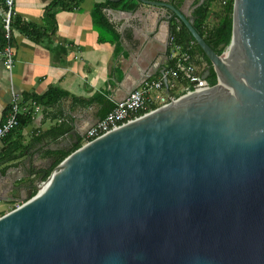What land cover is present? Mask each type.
<instances>
[{"label":"water","instance_id":"obj_1","mask_svg":"<svg viewBox=\"0 0 264 264\" xmlns=\"http://www.w3.org/2000/svg\"><path fill=\"white\" fill-rule=\"evenodd\" d=\"M140 1L173 12L217 83L36 164L0 215V264H264V0H234L221 54L193 14Z\"/></svg>","mask_w":264,"mask_h":264},{"label":"crops","instance_id":"obj_2","mask_svg":"<svg viewBox=\"0 0 264 264\" xmlns=\"http://www.w3.org/2000/svg\"><path fill=\"white\" fill-rule=\"evenodd\" d=\"M170 1L195 16L199 0ZM52 3H56L55 24L49 33L38 40L15 26L12 69L7 70L0 59V123L8 114L11 86L21 94V112H33L26 126L14 129L2 141L0 214L27 197L15 185L29 180L36 164L49 173L84 143L87 130L116 102L145 79L165 80L169 37L181 24L171 10L140 0H16L15 11L19 19L45 27ZM198 64L203 70L207 67L201 53ZM50 89L60 93L51 103L24 99L25 95H45ZM173 92L181 94V87ZM17 154L21 157L15 160ZM20 160L25 161L13 164Z\"/></svg>","mask_w":264,"mask_h":264},{"label":"built area","instance_id":"obj_3","mask_svg":"<svg viewBox=\"0 0 264 264\" xmlns=\"http://www.w3.org/2000/svg\"><path fill=\"white\" fill-rule=\"evenodd\" d=\"M0 2L4 32L8 40L5 47L0 48V59L3 60L6 69L11 70L14 64V49L10 40L17 19L15 11L16 0H0ZM180 29L181 24H177L175 32ZM175 32L169 37L170 65L164 72L166 82L162 78L145 79L126 98L116 102L98 122L87 130L84 136V143L122 124L137 119L149 111L186 93L188 90L199 87L209 88L213 85L208 81V78L203 77L204 70L199 67V52L196 42L194 40L181 42L177 39ZM176 87H181V94L177 95L173 92ZM10 95V110L5 120L0 123V149L3 139L18 126V117L22 110L20 92L11 86Z\"/></svg>","mask_w":264,"mask_h":264},{"label":"trees","instance_id":"obj_4","mask_svg":"<svg viewBox=\"0 0 264 264\" xmlns=\"http://www.w3.org/2000/svg\"><path fill=\"white\" fill-rule=\"evenodd\" d=\"M213 1H216V0H207L204 3L200 4L195 9L194 12H195L196 20H195L194 25L196 29L205 37L206 41L213 47V49L218 54H221L225 49H228L231 39H232L234 0H223L225 2L222 1L223 5L217 12L215 10L213 11V8H212ZM55 4L52 3L48 7V11H46V14H45L46 26L45 27H41L37 24H31V23L25 22L24 20L19 19V17H17L14 27L15 26L19 27L30 37H33L38 40H42L49 33V30H51L52 28L51 26L55 24L54 13L52 12V10L54 9V6H56ZM213 13L215 14L217 13L218 21L214 23L211 27H208L206 22L208 18L210 17V15ZM175 33L177 35V39L181 42H186L189 40L195 41V39L191 36L189 30L183 23H181V29ZM7 42L8 40L5 36L4 26L2 22V24L0 25V48H4ZM10 43L12 44L11 40H10ZM196 45H197L198 52L201 53L204 56V58L207 60V67H210L211 69L212 75L208 78V81L211 84L217 83V76L213 69L211 61L204 54L203 50L200 48L197 42H196ZM52 89H50L47 92V94L42 95V96H39L37 94L25 95L24 99L27 101L28 99H32L37 104L51 103L60 96L59 92H53ZM9 110H10V103L7 108V113L9 112ZM32 113H33L32 110L21 112L18 117L19 124L14 129H21L24 126H26L33 117ZM67 155L68 154H66V156ZM62 159H60L58 163Z\"/></svg>","mask_w":264,"mask_h":264},{"label":"rangeland","instance_id":"obj_5","mask_svg":"<svg viewBox=\"0 0 264 264\" xmlns=\"http://www.w3.org/2000/svg\"><path fill=\"white\" fill-rule=\"evenodd\" d=\"M223 0H217L216 2H215V5H214V7H215V11L217 12L221 7H222V5H223V2H222ZM218 21V15H217V13H216V15H210V17L208 18V20H207V26L208 27H211L214 23H216ZM207 61V60H206Z\"/></svg>","mask_w":264,"mask_h":264}]
</instances>
